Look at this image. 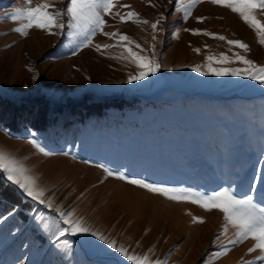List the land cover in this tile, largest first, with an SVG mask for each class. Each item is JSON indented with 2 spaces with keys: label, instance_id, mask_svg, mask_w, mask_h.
I'll return each instance as SVG.
<instances>
[{
  "label": "rangeland",
  "instance_id": "obj_1",
  "mask_svg": "<svg viewBox=\"0 0 264 264\" xmlns=\"http://www.w3.org/2000/svg\"><path fill=\"white\" fill-rule=\"evenodd\" d=\"M40 2L33 0L32 6ZM69 2L54 0L50 11L63 10ZM176 4L177 0H150V3L149 0H118L113 12L126 14L134 11L139 18L149 21V25H137L131 21L122 23L118 17H105V32L127 35L147 50L143 54H149L153 43L150 24L161 13L166 17L164 31L158 33L159 43L155 49L163 66L161 71L146 81L128 84L124 81L129 72L136 71L135 66L125 60L111 58L120 56L123 51L124 42L118 43V36L109 39L97 33L92 44L82 49H76L70 41L67 28L63 35H49L42 30L31 29L26 37L21 36L13 31L20 25L9 18V13L13 8L22 6V0H0V110L10 109L5 101L26 107L22 109L24 123L18 125V136L11 135L0 118V146L15 152L20 158L27 157V166L34 169L42 183L53 189L49 195L55 196L57 205H62L65 211H75L92 228L115 239L136 255L143 256L151 248L154 249L152 260L163 259L175 247L168 264H205L208 260L214 261V264H250L252 261L260 264L258 257L261 253L258 250L248 253V249L254 246L251 239L232 246L231 251L221 258L210 255L227 244L229 239L235 238L230 226L224 235H220L224 228L223 213L220 211H204L198 205L169 201L124 181L105 178L102 169L96 167L102 164L114 171H125L134 178H147L204 194L227 187L240 198L252 195L258 204H264V183L258 179L264 175V148L257 152L252 140L251 155L248 163L243 165L241 151L235 148L232 158L230 161L226 158L225 164L222 159L212 158L202 169H197L194 164L183 166L181 170L166 167L163 173L154 177L148 174L147 161L136 165L130 172L123 163L113 165L98 161L83 145L72 142L71 135L79 127L83 109L100 101L157 97L158 101L163 99L172 106L167 117V122H170L187 114V100L182 97L185 92L193 94L189 97L198 96L204 100L209 97L200 94L233 98L246 94L257 83L242 77L200 76L193 72L191 68L207 63L205 58L209 55L217 58L227 55L234 59V53H239L258 66H264V45L258 43L254 31L238 15L226 8L205 0L193 6L191 17L184 21L182 13L176 11ZM120 5H130L131 8ZM256 16L264 23V11L257 10ZM198 17L207 19L199 22ZM63 18L67 22L66 13ZM186 28L223 35L226 40L194 35L191 31H184ZM227 40L242 41L249 46L248 51L228 45ZM104 44L114 46L96 50V45ZM132 47L134 51H139ZM197 48L199 53L194 51ZM223 66L243 67L239 63ZM29 68L34 71H29ZM169 68L174 70L168 71ZM34 75L37 76L35 82ZM258 97H264V86L259 84L247 101ZM214 100L211 99L210 104ZM229 100L219 101L227 103ZM48 104L52 110H46ZM227 108L232 114L234 108L231 104ZM41 113H47L52 122H56L52 127L50 148L42 144L32 128L31 121L43 115ZM62 122L71 124L68 130L62 127ZM30 133H35L41 145L52 153L51 156L44 157L26 143ZM39 207L38 214L55 218L54 212ZM193 217L202 218L204 223H194ZM39 227L45 231L42 226ZM46 233L51 241V234ZM19 234L0 248V254ZM67 239L73 244L70 252L51 241L44 255L31 253L19 264H124L116 253L94 237L77 235Z\"/></svg>",
  "mask_w": 264,
  "mask_h": 264
},
{
  "label": "snow or ice",
  "instance_id": "obj_2",
  "mask_svg": "<svg viewBox=\"0 0 264 264\" xmlns=\"http://www.w3.org/2000/svg\"><path fill=\"white\" fill-rule=\"evenodd\" d=\"M53 2L54 0H41L37 6L33 7V0H22V6L13 8L9 13V18L20 25L15 27L13 31L25 37L31 29L42 30L49 35H63L67 28V36L75 44L76 49L90 46L97 33H101L109 39L118 36V43L124 42L123 51L120 56L111 58L125 60L133 64L136 69L134 73H128L125 83L133 84L146 81L150 76H156L161 71L163 66L157 58L158 53L155 49L156 44L159 43L158 33L164 31L163 22L166 17L163 13L157 17L154 23L150 24L153 43L150 46L149 54H143L147 50L132 41L127 35L104 31L107 25L106 16L118 17L122 23L131 21L137 25H149V21L139 18V14L134 11H128L126 14H121L120 11L113 12L118 0H70L65 9L50 11ZM204 2L205 0H187V2L186 0H177L176 11L181 12L182 18L187 21L192 15L193 6ZM207 2L226 8L238 15L239 19L254 31L258 43L264 45V23L256 16L257 10L264 11V0H207ZM152 6L154 7V5ZM120 7L131 8L130 5H120ZM65 13L68 16L67 22L63 18ZM205 19L207 18H197L199 22H203ZM53 29L56 31L54 32ZM184 31H191L194 35L202 34L220 41L226 40L225 36L214 35L209 31L201 32L198 29L190 30L187 28ZM227 44L245 52L248 51L249 47L240 40H227ZM113 46L112 44L96 45V50L109 49ZM132 46L139 51H134ZM194 51L199 53L200 49L197 48ZM205 59L207 63L193 66L191 70L200 76L242 77L264 86V66H258L253 60L245 58L242 54L234 53V59L227 55H221L219 58L209 55ZM234 63H239L243 67L223 66ZM213 65H220V67ZM28 70L34 71L32 68ZM173 70L168 69V71ZM36 79L37 76L34 75L33 81L35 82ZM29 136L30 138L26 139V143L31 145L35 152L44 157L52 155L37 140L35 133H30ZM64 155H68V153H64ZM26 160L27 157L20 158L15 152L0 146V179L8 182L22 197L29 199L34 205L42 206L56 214L55 218L45 217L43 213L34 216L37 224L51 234L50 239L54 245L70 252L73 244L67 239L68 236L89 235L106 246L108 250L116 253L124 261V264H168V259L176 250L175 247L163 259L152 260L154 249L151 248L143 256H139L130 252L123 244H118L115 239L92 228L82 216L76 215L75 211H65L62 205L55 203V196L49 195L53 189L42 183L40 176L35 174L34 169L27 166ZM96 167L102 169L105 178L111 177L124 181L151 194L162 196L169 201L191 203L198 205L204 211L214 209L220 211L224 218V228L220 235H224L230 226L234 230L235 238L229 239L227 244L210 255L221 258L231 251L232 246L251 239L254 241V246L248 249V253L251 254L258 250L261 253L258 260L260 264H264V204H258L252 195L240 198L227 187H221L210 194H204L193 192L185 187H173L149 181L147 178H134L126 174L125 171H114L102 164L96 165ZM256 178L254 177V179ZM258 179L264 183V175H260ZM193 222L204 223V220L193 217ZM219 238L218 235L217 240ZM205 264H214V261L208 260ZM250 264H257V262L252 261Z\"/></svg>",
  "mask_w": 264,
  "mask_h": 264
},
{
  "label": "trees",
  "instance_id": "obj_3",
  "mask_svg": "<svg viewBox=\"0 0 264 264\" xmlns=\"http://www.w3.org/2000/svg\"><path fill=\"white\" fill-rule=\"evenodd\" d=\"M156 98H121L86 106L79 127L71 135L73 144L83 145L98 161L123 163L130 172L147 161L148 174L153 177L166 167L181 170L194 164L202 169L212 158L222 159L225 164L235 148L241 151L243 165L251 155L250 140L257 152L264 148V97L252 101L232 98L227 103L214 100L211 104V99L186 98L187 114L170 122L167 117L172 106ZM4 103L10 109L0 110L3 126L18 136V125L24 123L22 109L26 107ZM228 104L234 108L232 114ZM47 109L52 110V106L48 104ZM31 122L42 144L50 148L56 122L47 113ZM70 126L62 122L67 130ZM40 210L0 179V248L20 233L0 254V264H19L31 253L45 254L51 241L37 222L31 221Z\"/></svg>",
  "mask_w": 264,
  "mask_h": 264
},
{
  "label": "water",
  "instance_id": "obj_4",
  "mask_svg": "<svg viewBox=\"0 0 264 264\" xmlns=\"http://www.w3.org/2000/svg\"><path fill=\"white\" fill-rule=\"evenodd\" d=\"M257 86H258V83H255L253 85V87L251 89H249V91L246 94H244V95H237V96H234V97L235 98H238V99H241V100H248L249 99V95L252 94L255 91V89H256ZM191 95H193V94H189L187 92H185V93L182 94V96H191ZM200 95H203V97H213V98H216V99H224V97H221V96H213V95L208 94V93H206V94H200ZM229 98H232V97H229Z\"/></svg>",
  "mask_w": 264,
  "mask_h": 264
}]
</instances>
